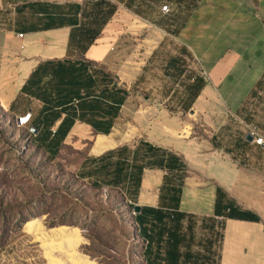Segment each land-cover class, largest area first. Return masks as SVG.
I'll return each instance as SVG.
<instances>
[{"label":"crops","instance_id":"0c3cea01","mask_svg":"<svg viewBox=\"0 0 264 264\" xmlns=\"http://www.w3.org/2000/svg\"><path fill=\"white\" fill-rule=\"evenodd\" d=\"M27 2L65 13L67 5L83 7L90 0ZM3 5L16 17L11 32L20 38L12 36L17 47L8 42L16 85L7 109L40 63L82 61L89 70L99 68L127 97L107 135L75 123L63 147L74 141L76 149V140L91 139L87 157L94 159L123 147L132 154L144 143L180 158L181 180L156 168L143 171L138 207L165 211L159 192L179 188L174 211L184 215L182 230L184 222L219 227L215 264H264V144L256 146L248 136L253 127L264 140V0H121L83 54L68 46L70 27L21 34L18 24L34 18ZM181 79L178 98L174 88ZM149 89L151 96L144 94ZM173 102L177 110L160 107ZM41 107L30 98L24 114L35 118Z\"/></svg>","mask_w":264,"mask_h":264},{"label":"rangeland","instance_id":"374dc122","mask_svg":"<svg viewBox=\"0 0 264 264\" xmlns=\"http://www.w3.org/2000/svg\"><path fill=\"white\" fill-rule=\"evenodd\" d=\"M12 1L2 0L0 11V264H145V243L130 222L129 206H138V200L125 188L99 184L102 175L84 177L93 170L88 169L87 157L91 139L81 144L76 140V149L70 141L49 159L31 139L24 102L13 111L5 106L14 99L16 85L8 42L17 47L15 38L20 39L11 32L16 17L3 5ZM10 32L11 37H4ZM181 82L174 88L178 98L183 93ZM144 94L151 96V89ZM160 105L177 110L176 102ZM19 117L25 123L17 124ZM94 181L98 187L92 186ZM159 194L162 197L163 190ZM218 228L183 223L181 251L193 257L186 264H215Z\"/></svg>","mask_w":264,"mask_h":264},{"label":"trees","instance_id":"16d2710c","mask_svg":"<svg viewBox=\"0 0 264 264\" xmlns=\"http://www.w3.org/2000/svg\"><path fill=\"white\" fill-rule=\"evenodd\" d=\"M14 13L20 16L27 11L33 21L18 24L16 31L21 34L70 27L68 46L83 54L100 38L103 28L116 12L109 0H90L80 7L76 4L62 7L45 3H30L27 0H13ZM76 12L80 18H76ZM90 64L82 61H45L36 66L21 89L17 104L30 98L42 103L31 126L35 134L31 139L37 149L49 159L57 156L75 123L88 126L95 134L107 135L117 118L127 92L116 87L113 78L99 69H90ZM198 88L193 87V95ZM142 151V154H141ZM141 156L145 160L142 161ZM88 179L102 175L99 184L111 189L125 188L135 197L145 169L156 168L183 179L185 166L180 158L164 150L155 149L141 143L131 154L123 147L109 151L90 160ZM98 182L92 183L98 187ZM179 188L171 187L162 196L163 208H140L135 213L134 206L130 222L136 225L140 239L145 243L142 252L145 264H186L190 258L181 251L185 242L182 233L184 215L174 209L179 200ZM169 209L171 210L169 212Z\"/></svg>","mask_w":264,"mask_h":264},{"label":"built area","instance_id":"2783aa9c","mask_svg":"<svg viewBox=\"0 0 264 264\" xmlns=\"http://www.w3.org/2000/svg\"><path fill=\"white\" fill-rule=\"evenodd\" d=\"M160 10L164 14L168 13L167 7H162ZM27 119H29L28 115L26 117V121H27ZM19 121H21V123H25V118H21V119H19ZM22 121H24V122H22ZM248 131H249L248 136L252 139L253 143L256 146H262L264 144V140H263L261 134L255 128H253V127L249 128Z\"/></svg>","mask_w":264,"mask_h":264},{"label":"water","instance_id":"95a60500","mask_svg":"<svg viewBox=\"0 0 264 264\" xmlns=\"http://www.w3.org/2000/svg\"><path fill=\"white\" fill-rule=\"evenodd\" d=\"M20 123V121L19 120H17V124H19ZM30 132L32 133V134H35V131L32 129V128H30ZM139 207L138 206H135L134 208H133V210H134V212L135 213H138L139 212Z\"/></svg>","mask_w":264,"mask_h":264},{"label":"bare ground","instance_id":"6f19581e","mask_svg":"<svg viewBox=\"0 0 264 264\" xmlns=\"http://www.w3.org/2000/svg\"><path fill=\"white\" fill-rule=\"evenodd\" d=\"M22 122H24V121H22Z\"/></svg>","mask_w":264,"mask_h":264}]
</instances>
